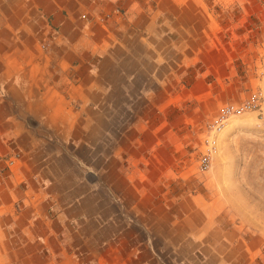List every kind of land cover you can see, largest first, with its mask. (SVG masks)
Returning a JSON list of instances; mask_svg holds the SVG:
<instances>
[{"label":"crops","instance_id":"crops-1","mask_svg":"<svg viewBox=\"0 0 264 264\" xmlns=\"http://www.w3.org/2000/svg\"><path fill=\"white\" fill-rule=\"evenodd\" d=\"M181 3L0 0V264H264V216L230 222L222 169L185 162L264 77L238 86Z\"/></svg>","mask_w":264,"mask_h":264},{"label":"rangeland","instance_id":"rangeland-1","mask_svg":"<svg viewBox=\"0 0 264 264\" xmlns=\"http://www.w3.org/2000/svg\"><path fill=\"white\" fill-rule=\"evenodd\" d=\"M177 2H182L183 7L187 6L185 9L187 12L184 14L185 19L181 23L183 26H186V19H194L196 27L192 28L191 33L204 34V40L208 45L212 40L213 44H219L217 46L223 44V48H226L224 45L228 47L225 54L232 58L235 57L231 62L233 63L232 71L236 72L235 79L238 86L241 87L249 83L251 76H254L251 80L255 84L258 79L264 77L262 71L264 64L262 62L264 54V0H177ZM167 12L164 15L166 19L165 32L170 37H176L177 34L173 33L175 30L172 23L173 17L175 18L174 11ZM169 21H171V25L167 27ZM193 29H196L197 32ZM180 30L185 29L180 27ZM249 87L250 91L251 86ZM206 133L205 127L200 133L202 137L194 139L195 144L191 148V156H188V161L185 160L186 168L191 167V176H203L202 182H205L209 187L205 178L208 176L211 178L213 171L222 169L220 180L217 183H210H213L210 191H212L214 199L225 198L228 201L227 204L230 208L228 220L230 219V222L234 220L236 226L241 225L239 221L243 222L241 217L237 216L238 210L249 212L259 210L260 215L264 216V154H262L264 153V109L262 106L259 112L246 113L228 120L221 132L217 134L216 150L211 158L210 169L206 174L199 175L195 171V165L200 158L202 151L200 144ZM243 153H250V155H243ZM242 157L257 159L254 164L255 168L252 163H247L245 171H243ZM243 173L245 174L244 178ZM199 185L205 188L204 185ZM164 255L169 258L168 252H164ZM117 257V264H121L124 261L123 255L118 254ZM167 261L169 262L168 259ZM262 262H264V257ZM136 263L137 261L134 259L132 264Z\"/></svg>","mask_w":264,"mask_h":264},{"label":"built area","instance_id":"built-area-1","mask_svg":"<svg viewBox=\"0 0 264 264\" xmlns=\"http://www.w3.org/2000/svg\"><path fill=\"white\" fill-rule=\"evenodd\" d=\"M262 102L263 94L256 91L239 104H226L219 109L217 115L206 125L207 133L202 138V151L197 161V169L200 173H206L210 169L211 158L216 150L217 134L221 132L228 120L246 113L259 112Z\"/></svg>","mask_w":264,"mask_h":264}]
</instances>
